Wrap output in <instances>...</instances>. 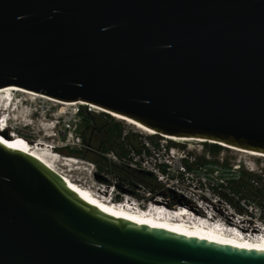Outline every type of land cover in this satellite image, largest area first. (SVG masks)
<instances>
[{"label":"water","instance_id":"95a60500","mask_svg":"<svg viewBox=\"0 0 264 264\" xmlns=\"http://www.w3.org/2000/svg\"><path fill=\"white\" fill-rule=\"evenodd\" d=\"M7 86L264 155V0H0ZM0 264H264V250L107 212L0 142Z\"/></svg>","mask_w":264,"mask_h":264},{"label":"rangeland","instance_id":"374dc122","mask_svg":"<svg viewBox=\"0 0 264 264\" xmlns=\"http://www.w3.org/2000/svg\"><path fill=\"white\" fill-rule=\"evenodd\" d=\"M27 97L29 96L21 92L15 93V100H19L20 105L17 110L13 108V111L10 112L8 122L11 126L8 128L9 131L6 135L22 138L32 145L40 142L45 149H49V145L55 146L56 155L60 160V165L57 164L56 169L76 184L98 192L99 194L101 193V195L107 194L104 190L105 188L107 189L109 186L113 187L114 191L111 196L114 197V195L118 194L122 199L123 195L127 194L142 207L148 201L160 202L169 208L177 206L179 203H175L173 198L168 200V198L158 194L152 193L149 195L148 191L140 185L142 182L151 187L156 185L152 176L144 177V174L141 173L142 171H148L156 177V180L161 185L169 188L172 193L179 195L176 197L177 200L181 197L187 200L192 208L190 209L195 214L204 215V211H209L214 219L225 222L226 224H236V226H239V230L245 232H255L256 224L264 227V223L260 219H251L246 214L242 218L236 217L238 219L235 220V217L232 218L231 210L227 205L218 201L206 189H197L194 187V184H189L187 177L190 176L188 174L184 173L182 176L178 174V172L183 170L180 166V159L191 154V159L204 155L208 159H216L220 162L223 160L226 161L231 165L232 170H238V168L246 169L264 176V157L252 156L230 148H227L228 150H222L218 155H211L206 151V147L202 141L174 140L171 138L166 139L162 136L160 138H154V140L156 139L159 142L160 150L153 152V143L149 138L150 133L143 132L112 115L113 118L122 121V126L124 127L123 135L127 134L128 140L137 146L143 144L145 147H148L152 151V156H137L130 153V156L133 158L131 161L126 162L128 171H130L128 177L118 173L116 170L106 172L109 167L105 165L102 157H106L112 163L117 164H119V159H117L112 151L104 153V156L99 154V150L103 147L102 139L104 138V132L102 124L104 118L98 112L104 111L93 109L96 114L95 120L87 127H84L79 122L78 111L82 110L79 105L77 106V114L73 115L76 106L60 104L39 98L27 100ZM0 110L2 109L0 108ZM60 110L63 112H60ZM85 110H88V108L86 107ZM56 117L58 118L56 119ZM51 119L54 121L53 123L57 120L60 122L59 126L54 130L50 124ZM83 131L84 135L81 136L80 133ZM51 133L55 135L53 136ZM169 141L174 143L173 146H170ZM84 145L87 147L84 148ZM167 146H170L169 149H167ZM71 149H82L84 155L90 159H96L102 169H98L91 160L84 159L77 154H70L69 151ZM60 156L72 157V159L84 162L71 163L72 161L70 160L72 159H67L66 161V159H61ZM63 161L66 163L64 166L62 165L64 164ZM85 161L91 162V165H87ZM160 162L168 165L167 174L163 175L158 169L157 165ZM203 173L204 170L199 171L201 176ZM178 175L179 177H177ZM139 181L142 182L140 183ZM240 203L248 212L252 211L258 215L260 205L256 201L241 200Z\"/></svg>","mask_w":264,"mask_h":264},{"label":"trees","instance_id":"16d2710c","mask_svg":"<svg viewBox=\"0 0 264 264\" xmlns=\"http://www.w3.org/2000/svg\"><path fill=\"white\" fill-rule=\"evenodd\" d=\"M79 107L82 109L78 111V116L80 118L79 122L84 127H87L93 120H95V111L85 110L86 105H79ZM98 113L104 118L102 124L104 132V138L102 139L103 147L99 150V154L104 156V153L112 151L114 152L117 159H119V164H117L112 163V161L106 159V157H102L104 159L105 165L109 167L106 172L116 170L118 173L128 177L130 171H128V165L126 162L131 161L133 158L130 156V153H133L137 156H152V151L143 144L137 146L129 141L127 134L123 135L124 127L122 126V121H119L104 112ZM80 135L83 136L84 131L81 132ZM149 138L153 143V152L159 151V142L156 139L154 140V138H160V136L153 133L149 135ZM171 141H169L170 146H173L174 143ZM203 144L206 147V151L211 155H218L222 150H228L227 148L215 143L203 142ZM170 146H167V149H169ZM86 147L87 146L84 145V148ZM69 153L77 154L84 159L91 160L98 169H102L99 162L96 159H90L89 157L85 156L82 152V149H71ZM180 161V166L183 168V171L178 172V174L180 176L184 175V173L188 174V176H190L187 177L189 184H194V187L197 189H206L218 201L227 205L231 210L232 218L236 217L237 215L242 218L243 215L246 214L250 216L251 219H260L261 222L264 223L263 175L255 173L251 170L240 168H238V170H232L231 165H229L226 161L223 160L220 162L216 159H208L204 155L196 156L191 159V154H188L181 158ZM157 166L163 175L167 174L168 165L160 162ZM201 170H204L202 176L199 174V171ZM141 173L144 174V177L152 176L154 182H156V185L151 187L145 185L142 181H139L140 183L142 182L140 185L143 186L146 191H148L149 195L152 193L158 194L168 198V200L173 198L175 203H179L177 205L191 208L187 200L184 198L181 197L177 200L176 197L179 195L172 193L169 188L161 185L152 173L148 171H142ZM179 175L177 177H179ZM114 199L121 201V197L118 194L114 195ZM241 200L253 202L256 201L257 204L260 205V211L258 215L252 211L248 212V210L243 205H241Z\"/></svg>","mask_w":264,"mask_h":264},{"label":"bare ground","instance_id":"6f19581e","mask_svg":"<svg viewBox=\"0 0 264 264\" xmlns=\"http://www.w3.org/2000/svg\"><path fill=\"white\" fill-rule=\"evenodd\" d=\"M21 92L24 95H27V100L29 99H45L54 101L60 104L66 105H88L85 102H68V101H59L52 99L50 97H46L44 95H40L33 91H29L26 89H20L16 86H7L0 89V112H8V116L10 112L19 108V100H15V93ZM24 100V99H23ZM15 103H17L15 105ZM92 109H98L100 111H105L101 108H98L94 105H90ZM62 109V108H61ZM60 112H63L60 110ZM5 113V112H4ZM116 118L126 122L127 124L133 125L139 130L155 134L156 132L144 127L143 125L137 123L132 119L125 118L123 116L112 114ZM10 117V116H9ZM9 118H4L0 121V142L4 143L8 147L17 149L19 151H23L32 155L47 166H49L53 171H55L74 191L83 196L85 199L96 205L97 207L110 212L112 214L127 217L139 221H143L176 233H180L183 235H188L191 237L205 239L208 241H214L217 243H223L225 245H231L236 247H243L246 249H254V250H264V230H259V235L255 234H243L241 231H238V227L235 229H227L223 228V226L219 224H211L209 222V217L207 215H200V217L195 218L192 213H190L186 207L180 208H168L167 206L161 204L160 202H149L148 207L147 203H145V207H142L140 204L133 201V199L127 198L126 200L115 201L109 192L107 194L101 195L98 192H94L87 188H84L81 185L76 184L72 180H70L67 176L56 169L57 164H59L60 160L56 155L55 146L51 147L49 145V149L43 148V144L40 142L32 145L28 141H25L22 138L10 137L4 134L8 128H10V124L8 122ZM165 138H171L174 140H187V141H202L201 139H190L184 137L177 136H165ZM230 149L238 150L243 153H247L252 156H260L264 157V155L260 153H256L253 151H243L236 148L229 147ZM72 158V157H70ZM67 161V159H66ZM71 163H75L74 159L70 160ZM63 166L66 165L65 161H63ZM60 165V164H59ZM61 165V166H62ZM162 205V206H161ZM261 227V226H260ZM263 227V226H262ZM257 232V231H255ZM261 234V235H260Z\"/></svg>","mask_w":264,"mask_h":264},{"label":"clouds","instance_id":"9594fccd","mask_svg":"<svg viewBox=\"0 0 264 264\" xmlns=\"http://www.w3.org/2000/svg\"><path fill=\"white\" fill-rule=\"evenodd\" d=\"M59 120H57V121H55V123H52L51 125H52V128H53V130L54 129H56L57 128V126H59ZM10 126H11V124H10ZM79 162H81V163H83L84 161H79ZM86 163H87V165H91L88 161H85ZM114 191V190H113ZM113 191H112V193H113ZM112 195V194H111ZM235 226H236V224H235ZM238 226V225H237ZM238 228H239V226H238Z\"/></svg>","mask_w":264,"mask_h":264},{"label":"built area","instance_id":"2783aa9c","mask_svg":"<svg viewBox=\"0 0 264 264\" xmlns=\"http://www.w3.org/2000/svg\"><path fill=\"white\" fill-rule=\"evenodd\" d=\"M74 106H76V110L73 111V115L77 114V106H78V105H74ZM88 110L93 111V109L91 108V106L88 107ZM57 118H58V117H56V119H57ZM53 122H54V121L51 119V120H50V124H52ZM68 127H69V125H68ZM182 169H183V168H182ZM182 171H183V170H182ZM237 217H240V216L237 215Z\"/></svg>","mask_w":264,"mask_h":264}]
</instances>
